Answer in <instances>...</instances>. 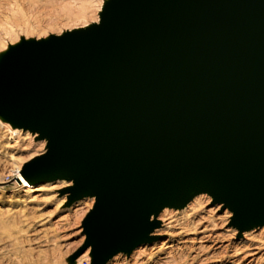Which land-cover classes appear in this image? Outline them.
<instances>
[{
  "label": "water",
  "instance_id": "water-1",
  "mask_svg": "<svg viewBox=\"0 0 264 264\" xmlns=\"http://www.w3.org/2000/svg\"><path fill=\"white\" fill-rule=\"evenodd\" d=\"M12 54L0 113L49 141L22 175L96 199L92 264L156 241L153 214L200 194L241 233L264 226V0H115Z\"/></svg>",
  "mask_w": 264,
  "mask_h": 264
},
{
  "label": "rangeland",
  "instance_id": "rangeland-1",
  "mask_svg": "<svg viewBox=\"0 0 264 264\" xmlns=\"http://www.w3.org/2000/svg\"><path fill=\"white\" fill-rule=\"evenodd\" d=\"M114 1L0 0V67L22 47L99 25ZM0 118V264H92V250L81 251L83 223L96 199L70 204L72 182L31 184L23 177L35 186L28 192L13 171L21 165L22 173L46 154L49 141ZM12 128L18 130L13 137ZM155 219L156 241L107 264H264V226L241 233L233 212L209 194L196 195L185 208H166Z\"/></svg>",
  "mask_w": 264,
  "mask_h": 264
},
{
  "label": "bare ground",
  "instance_id": "bare-ground-1",
  "mask_svg": "<svg viewBox=\"0 0 264 264\" xmlns=\"http://www.w3.org/2000/svg\"><path fill=\"white\" fill-rule=\"evenodd\" d=\"M4 58V57H3ZM3 60H5V59H3ZM9 61V59H7V60H5L4 61V65L2 66V67H0V74L2 73V70H3V68H4V66L6 65V64H8L7 62ZM2 117H4L5 119L6 118H8V120H9V118H12V119H14L18 124H19V120H18V117L16 116V115H14V114H12V113H5V114H0ZM0 120H2L1 118H0ZM17 124V125H18ZM11 136L13 137L14 135H17L18 134V130H14L13 128L11 129ZM21 169H22V166L20 165V166H18L14 171H13V176H15L18 180H20L21 182H22V184H23V187L24 188H27L28 189V192H31V191H33V190H35V186L34 185H30V184H28V182L23 178V176L21 175L22 173H21ZM155 214H153V216H152V220H156L155 219ZM254 228H256V226L255 225H253V227H252V229H254Z\"/></svg>",
  "mask_w": 264,
  "mask_h": 264
},
{
  "label": "built area",
  "instance_id": "built-area-1",
  "mask_svg": "<svg viewBox=\"0 0 264 264\" xmlns=\"http://www.w3.org/2000/svg\"><path fill=\"white\" fill-rule=\"evenodd\" d=\"M88 264V263H87Z\"/></svg>",
  "mask_w": 264,
  "mask_h": 264
}]
</instances>
